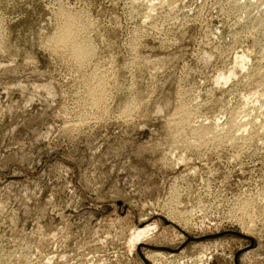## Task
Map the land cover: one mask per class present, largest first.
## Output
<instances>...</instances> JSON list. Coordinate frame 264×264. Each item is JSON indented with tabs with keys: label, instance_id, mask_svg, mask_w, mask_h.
<instances>
[{
	"label": "rangeland",
	"instance_id": "obj_1",
	"mask_svg": "<svg viewBox=\"0 0 264 264\" xmlns=\"http://www.w3.org/2000/svg\"><path fill=\"white\" fill-rule=\"evenodd\" d=\"M138 2L0 0V264H264V0Z\"/></svg>",
	"mask_w": 264,
	"mask_h": 264
},
{
	"label": "bare ground",
	"instance_id": "obj_2",
	"mask_svg": "<svg viewBox=\"0 0 264 264\" xmlns=\"http://www.w3.org/2000/svg\"><path fill=\"white\" fill-rule=\"evenodd\" d=\"M133 1H136L137 2V0H133ZM141 0H139V2H140ZM144 1V0H143ZM145 1H147V0H145ZM138 2V3H139ZM166 3V2H165ZM255 8V7H254ZM149 9H151V8H149ZM135 11V10H134ZM151 12V11H150ZM149 14V13H148ZM148 20V19H147ZM70 21V20H69ZM74 23V22H73ZM71 25H72V23H71ZM71 25H70V22L68 23V27H66V28H64L62 31H61V34H60V37L58 38L59 39V41L58 42H60L61 44H65V46L67 45V44H69V42H70V45H71V47L69 48V50L71 49V54L73 53V57L76 59V60H79V61H82L90 52H91V50H90V47H87L85 44H83V43H79V42H76V43H74L73 41H72V39H71V36L73 35V30H72V28H71ZM74 28V27H73ZM77 28V27H76ZM75 33V32H74ZM75 38V37H74ZM74 38H73V40H74ZM56 43V42H55ZM57 45V44H56ZM59 45V44H58ZM69 45V46H70ZM68 46V47H69ZM61 49V48H60ZM254 68V67H253ZM241 106V105H240ZM264 106V105H263ZM186 110V109H185ZM224 110V109H223ZM259 111V110H258ZM182 112V111H181ZM177 116V115H176ZM188 116H190V115H188L187 114V117ZM186 117V116H185ZM186 117V118H187ZM234 117V116H233ZM250 117V116H249ZM248 117V118H249ZM180 118V117H179ZM238 120V119H237ZM250 120V119H249ZM248 120V121H249ZM219 121V120H218ZM217 121V122H218ZM234 121H235V119H234ZM247 121V120H246ZM172 123V122H171ZM181 123V122H180ZM180 123H179V125H180ZM185 123V122H184ZM231 123V122H230ZM233 123V122H232ZM248 123H250V122H248ZM175 124V123H174ZM177 124V123H176ZM251 124V123H250ZM178 125V127H180ZM182 125H183V123H182ZM191 125V124H190ZM214 126H215V124H213ZM228 125V124H227ZM247 125V124H246ZM251 125H253V124H251ZM177 125H175V127H176ZM210 127H212L211 125H209ZM229 126V125H228ZM232 126V125H231ZM245 125L241 122V121H238L237 123H235L234 122V125H233V127L235 128V127H244ZM183 127V126H182ZM181 127V128H182ZM219 127V126H218ZM180 128V129H181ZM197 128V127H196ZM179 129V128H178ZM228 129H231V128H228ZM228 129H226V131L228 130ZM221 130V129H220ZM236 130V129H235ZM213 131H216V134H217V131H218V128H217V124H216V126H215V128H214V130ZM213 131H211L210 130V132H213ZM223 131V130H222ZM229 131H231V130H228V132H225V133H229ZM221 132V131H220ZM232 132V131H231ZM207 133V132H206ZM215 133V132H214ZM219 133V132H218ZM202 134V133H201ZM204 134V133H203ZM221 134V133H220ZM230 134V133H229ZM232 134V133H231ZM212 137H213V134L211 135ZM215 136V135H214ZM217 136V135H216ZM215 136V137H216ZM225 136H228V135H226L225 134ZM212 137H210V138H212ZM215 137H214V139H215ZM220 137V136H219ZM201 139L200 140H203L202 139V137H200ZM209 138V137H208ZM217 138V137H216ZM225 138V137H224ZM223 138V139H224ZM228 138H230V137H228ZM226 139H227V137H226ZM231 139H233V138H231ZM213 140V139H212ZM217 140V139H216ZM230 141V140H229ZM219 143V142H218ZM148 231V227L147 228H143L142 230H139L138 232H136V235L134 236V240H135V243L136 244H140V241H141V239H143L145 236H146V232ZM153 255H154V253H152ZM157 254V253H156ZM159 254V253H158Z\"/></svg>",
	"mask_w": 264,
	"mask_h": 264
}]
</instances>
